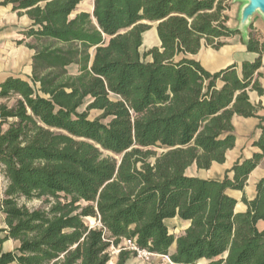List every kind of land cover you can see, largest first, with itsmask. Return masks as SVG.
I'll return each mask as SVG.
<instances>
[{
	"label": "trees",
	"instance_id": "obj_1",
	"mask_svg": "<svg viewBox=\"0 0 264 264\" xmlns=\"http://www.w3.org/2000/svg\"><path fill=\"white\" fill-rule=\"evenodd\" d=\"M85 1L0 0L25 11L37 41L30 80L10 77L0 91L14 101L0 106V264H109L128 240L173 264H264V178L245 195L264 160V123L260 153L222 181L186 174L225 163L233 118L256 117L249 91L264 93V42L250 34L257 58L212 74L189 57L240 34L222 0H94L92 14L77 13ZM153 23L161 47L142 54ZM229 190L243 193L245 212ZM177 217L190 222L178 237L166 224ZM8 240L19 248L4 252Z\"/></svg>",
	"mask_w": 264,
	"mask_h": 264
},
{
	"label": "crops",
	"instance_id": "obj_2",
	"mask_svg": "<svg viewBox=\"0 0 264 264\" xmlns=\"http://www.w3.org/2000/svg\"><path fill=\"white\" fill-rule=\"evenodd\" d=\"M92 3L94 5V0H92ZM93 11L94 8L91 12L81 10L79 13L86 12L92 14ZM21 12L23 14L19 15L18 11H13L12 6L0 7V91L1 85L10 77L29 81L32 76V63L36 50L31 49L29 45H37V41L33 37L28 38L25 35L32 28L33 21L24 14L25 11ZM237 22L238 24L235 28L229 27L236 29L239 25V21ZM154 31L152 35L155 37V41L158 43L157 47L159 48L161 47V42L157 34V24L155 25ZM258 32L262 34L258 35ZM250 34L260 42H264V20L260 16L252 18L250 27L248 28L249 38ZM222 41L226 44L219 50H215L209 46H203L197 55L190 56L189 58L198 61L208 72L214 74L233 65L238 66V70H240L244 62H253L258 56L248 52L247 43L242 34L223 39ZM91 54L92 56L94 55V50H91ZM147 61L151 62L152 58L150 57ZM258 74H260L259 77ZM256 77L264 90V55L262 57V66ZM249 97L252 104L258 108L257 115L254 118H243L239 116L233 118L236 142L235 147L226 153L225 163H213L209 170H199L196 166H192L186 172L188 176L204 180L222 181L226 173L238 161L251 159L254 154L260 153L259 148L255 147L254 144L261 137L260 125L262 122L264 123V93L261 95L256 91H249ZM7 103L11 106L14 102L0 98V106ZM2 129L5 130L6 126H3ZM262 178H264V160L249 175L247 186L245 187V195L249 200L255 198L256 186ZM6 187L7 180L0 169V229H7L5 215L2 211V201ZM228 194L238 201L236 206L237 212L243 213L247 210L246 205L241 201L243 197L242 192L229 190ZM171 221H175L176 225L179 226V236L190 227V222L183 221L178 217L167 220V226ZM259 226L264 228V222L259 223ZM18 248L19 242L14 240H8L3 244L4 252H14Z\"/></svg>",
	"mask_w": 264,
	"mask_h": 264
},
{
	"label": "rangeland",
	"instance_id": "obj_3",
	"mask_svg": "<svg viewBox=\"0 0 264 264\" xmlns=\"http://www.w3.org/2000/svg\"><path fill=\"white\" fill-rule=\"evenodd\" d=\"M223 2V6L226 8L224 14H226L229 17V21L227 23V26H230L232 28H235L236 25L238 24V17H239V11L241 6L243 5V2L240 0H222ZM94 8V5L92 3V0H87L86 2L82 3L78 9H77V13L81 10L84 11H92ZM256 19H258L256 17ZM155 23H153L151 25V29L150 31L144 35V39H143V46L141 48V53L145 54L147 53L149 50H151L154 47L158 46V43H156L155 41V37L152 35L155 31ZM252 29L254 30V28L252 27ZM253 34V33H252ZM261 32H258V35H261ZM254 37V36H253ZM150 57L146 58V60H149ZM77 67H72L70 69V73L71 74H76L77 73ZM115 100V97H112ZM14 102V101H13ZM100 113L98 112H92L91 113V118H96L97 116H99ZM106 155L108 153H105ZM21 204L25 203L27 204V206L29 208H39L42 206V202L35 200L32 202H25L24 200L20 201ZM85 222L91 226V227H96L98 226V223L96 222L95 219H86ZM170 232H172V234H175L176 237L179 236V232L180 229L179 226L176 225L175 221H171L168 225ZM119 248H111L110 252L112 255L111 261L109 262V264H116L118 261V255L120 252H118ZM131 252V251H130ZM132 253V252H131ZM127 264H173L170 260H168L167 258L164 257H160V256H153L151 257L150 260L146 261L142 258H139L138 255H134L133 253L130 256V259L128 260ZM204 264V262H203Z\"/></svg>",
	"mask_w": 264,
	"mask_h": 264
},
{
	"label": "water",
	"instance_id": "obj_4",
	"mask_svg": "<svg viewBox=\"0 0 264 264\" xmlns=\"http://www.w3.org/2000/svg\"><path fill=\"white\" fill-rule=\"evenodd\" d=\"M240 1L243 2V5L241 6L239 11V25L235 30L243 35V38L247 43L249 40L248 28L250 27L252 18H254L255 16H260L264 20V0Z\"/></svg>",
	"mask_w": 264,
	"mask_h": 264
},
{
	"label": "built area",
	"instance_id": "obj_5",
	"mask_svg": "<svg viewBox=\"0 0 264 264\" xmlns=\"http://www.w3.org/2000/svg\"><path fill=\"white\" fill-rule=\"evenodd\" d=\"M121 250H127L129 252L131 251L134 255H138L139 258H142L146 261L150 260L151 257L155 256L154 254L150 253L147 250L140 249L135 243V241H132V240L126 241L125 248L119 249L118 252H120ZM164 258H167L169 260L168 257H164Z\"/></svg>",
	"mask_w": 264,
	"mask_h": 264
},
{
	"label": "bare ground",
	"instance_id": "obj_6",
	"mask_svg": "<svg viewBox=\"0 0 264 264\" xmlns=\"http://www.w3.org/2000/svg\"><path fill=\"white\" fill-rule=\"evenodd\" d=\"M90 219H92V220H93V218H90Z\"/></svg>",
	"mask_w": 264,
	"mask_h": 264
}]
</instances>
